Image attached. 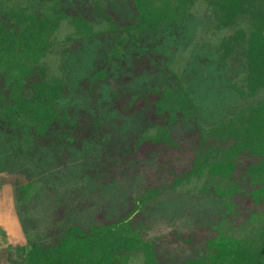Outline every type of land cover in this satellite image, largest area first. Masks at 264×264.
<instances>
[{
    "label": "trees",
    "instance_id": "obj_1",
    "mask_svg": "<svg viewBox=\"0 0 264 264\" xmlns=\"http://www.w3.org/2000/svg\"><path fill=\"white\" fill-rule=\"evenodd\" d=\"M127 1L131 12L127 23L97 0L77 5L74 15L60 7V0L50 12L32 13L21 5L0 12V129L8 135L14 152L20 153L43 148L57 157L58 153L70 155V149H81L84 144L106 145L108 124L89 118L83 110L67 108L70 98L65 81L50 74L42 61L62 21L80 39L103 33L95 31L90 21L95 14L113 42L108 57L104 56L106 63L97 61L88 84L107 83V67L120 61L129 47L143 52L140 57L134 53L132 66L126 68L129 75L112 90V110L125 116L142 113V123L148 126L129 141L131 154L151 161L156 158L154 171L159 173L163 158L184 154L181 140L192 144L193 137L196 151L187 168L169 171L162 182L165 185L159 182L162 176L149 184L128 214L88 228L67 226L51 247L34 252L32 264H125L128 254L138 252L143 253L144 264H162L155 246L133 225L134 214L149 199L203 176L213 180L214 194L225 207L231 209L229 200L241 193L257 210L239 228L224 219L179 264H264V231L242 235L254 222L264 225V0ZM197 4L204 6L206 28L218 38L219 62L240 69L231 85L237 96L235 106L225 120L209 127L201 123L197 104L175 76L173 86H155L142 96L125 87L139 75L136 61L149 64L151 52L144 41L184 24ZM211 139L220 145L210 146Z\"/></svg>",
    "mask_w": 264,
    "mask_h": 264
},
{
    "label": "rangeland",
    "instance_id": "obj_2",
    "mask_svg": "<svg viewBox=\"0 0 264 264\" xmlns=\"http://www.w3.org/2000/svg\"><path fill=\"white\" fill-rule=\"evenodd\" d=\"M58 1L0 0V12L16 5L32 13L50 12ZM97 1L121 22H130L127 0ZM60 2V7L72 15L77 5L89 4L88 0ZM92 15L94 30L103 33L80 39L62 21L53 47L42 61L50 74L65 81L70 98L67 108L83 110L89 118L97 117L108 124L106 145L84 144L81 149H70V155L58 153L57 157L43 148L20 153L14 152L8 135L0 129V264H32L34 252L51 247L69 225L88 228L125 216L149 184L162 176L159 182L165 185L162 182L169 171L179 173L187 168L196 151L193 137L192 144L189 139L181 140L184 154L175 152L168 160L163 158L157 164L161 166L159 173L154 171L156 158L151 161L131 154L129 141L136 140L148 126L142 123V113L125 116L113 111L112 90L129 75L126 68L132 66L134 53L140 57L143 52L129 47L120 61H114L116 68L107 67V83L98 87L88 84L97 61L108 57L113 42L105 32L106 25ZM205 16L204 6L197 4L184 24L146 39L144 44L151 52L149 64L136 61L140 76L136 74L125 87L142 96L155 86H173L175 76L197 104L201 123L209 127L225 120L235 106L237 96L231 85L240 69L219 62L215 52L218 38L206 28ZM209 144L220 145L214 139ZM213 189V180L203 176L140 205L133 225L155 246L162 264L182 262L224 219L239 228L257 210L241 193L229 200V209ZM255 231L259 235L264 225L254 222L242 235ZM125 264H144L143 253L128 254Z\"/></svg>",
    "mask_w": 264,
    "mask_h": 264
}]
</instances>
